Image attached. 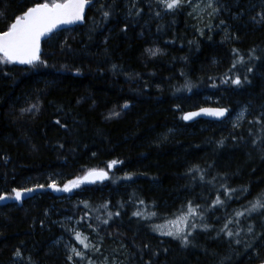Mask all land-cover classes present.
<instances>
[{
  "label": "trees",
  "instance_id": "trees-1",
  "mask_svg": "<svg viewBox=\"0 0 264 264\" xmlns=\"http://www.w3.org/2000/svg\"><path fill=\"white\" fill-rule=\"evenodd\" d=\"M219 1L229 6L221 18L225 26L203 35L194 28L186 7L173 14L155 3L150 10V0H137L141 15L129 17L126 6L131 0H117L115 15L103 21L97 4L86 11L82 25L43 42L41 59L46 67L0 65V195H13V188L45 185L24 194L20 202H0V264H68L53 245L61 236L73 241L67 231L52 225L64 218L80 221L78 230L93 243L100 237L88 225L96 227L103 237L101 252L112 253L119 263L140 264L138 249L145 243L157 252L158 264H259L264 258V244L245 252L243 244L230 248L196 230L189 238H195L196 246L182 248L150 228L176 219L181 210L187 212L189 201L201 205L196 211L202 214L215 200L217 189L226 199L220 177L228 187L248 191L228 200L218 216L228 218L236 210L243 211L264 193L260 151L264 130L246 123L264 107V26L250 19L260 10L261 0ZM23 4L32 6L34 0H0V12L9 18L0 20V30L20 14ZM148 49L159 52L153 57ZM233 49L253 67V73L239 64L229 71L237 59ZM252 49L261 59H248ZM225 74L247 75L250 83L239 88L222 83ZM202 107H225L230 113L221 122L182 121L185 113ZM245 107L250 111L234 133L232 117ZM249 128L253 136H248ZM241 132L245 139L234 140L233 135ZM221 140L224 146L218 147ZM114 160L117 163L109 170L107 165ZM192 168L199 171L189 174ZM93 169L108 172V180L82 185L69 196H55L47 187L53 181L62 186ZM117 211L120 215L108 225L96 219H107L108 212ZM136 211L156 216L144 220L133 216ZM210 215L205 214L203 222L189 220L203 227ZM246 219L241 218V228L246 229ZM211 224L210 235L215 236L223 224L215 217ZM241 239H247L244 232ZM144 255L147 260L150 253L145 250Z\"/></svg>",
  "mask_w": 264,
  "mask_h": 264
},
{
  "label": "snow or ice",
  "instance_id": "snow-or-ice-1",
  "mask_svg": "<svg viewBox=\"0 0 264 264\" xmlns=\"http://www.w3.org/2000/svg\"><path fill=\"white\" fill-rule=\"evenodd\" d=\"M152 3H155L158 7H160L164 12L168 13H177L181 9L187 7H192V0H150L149 8L151 10ZM97 12L102 18L103 21H107L116 13L117 0H111L110 3H105L104 0H51V2L41 3L39 0H34V4L29 6L27 4H23L21 6L20 14H15L11 17L10 22L8 23L6 29L0 30V65H10V64H19V65H27L30 68H36L38 65H44L45 61L41 59V40L42 38H48L50 34L54 33L60 26L62 25H73L77 23H84L86 20L85 10H91L96 7ZM127 7V16H140L141 9L137 3V0H131L130 6ZM195 8H199L200 5L197 4L194 6ZM228 4L220 3L219 0H207L206 8L210 9L211 15L213 18L218 16L222 10L228 9ZM256 5L253 4L252 8H255ZM133 9H136L135 13H133ZM161 13L159 11L156 12V16L159 17ZM191 15V13H190ZM240 16L244 15L243 12L239 13ZM8 16L0 12V20H7ZM233 19H238L237 16H233ZM251 21L256 26H264V0H261L260 10L255 13V15L250 16ZM224 19H220V25H224ZM211 29V25H209ZM226 36L228 35L227 29H224ZM122 31H126L122 29ZM203 35V32H201ZM233 39H238L237 36H232ZM151 56H156L159 52V49H148L147 50ZM255 49H252L248 54L249 60H258L261 57L253 55L255 53ZM234 56L237 57L236 60L233 61L231 69H236L237 65H245L247 73H253V67L250 65H246L244 58L240 55L238 50L233 49ZM115 67V65H113ZM221 82L228 84L231 83L236 87H243L244 83H250L249 77L245 75L243 78L239 76L228 77ZM213 87L216 85L213 84ZM188 90L191 91V87H188ZM35 108L36 106L33 105ZM124 108L128 107V104L123 105ZM38 110V109H37ZM23 111H31V109H24ZM250 109L248 107L243 108L237 115L235 121L232 123V128L234 133L239 132L243 127V123L245 121V113L249 112ZM230 110L225 107H202L199 111H192L185 113L181 119L184 121H191L195 117L199 116H209L214 117L218 120L225 118L229 115ZM115 115H119V113H114ZM57 124H60L61 127H64L63 124L59 120L56 121ZM247 124L259 125L261 126V130H264V107H262L259 111V114L254 116L253 119L247 120ZM248 136H253V131L251 128L247 129ZM233 139L244 140V134L241 132L237 137L233 135ZM252 146L257 147V139H252ZM224 141L221 140L218 142V147H223ZM260 151L264 153V138L260 139ZM261 159H264V155L261 156ZM5 163L7 160L5 159ZM117 163V161H111L107 168L111 170L113 166ZM199 171L198 168H192L189 170V174L193 172ZM125 179H131L130 176H125ZM108 179V172L103 169L100 170H90L84 176L77 177L74 180H69L67 183L63 185V187H58L56 182L53 181L47 185L48 188L52 189L56 192H70L73 189L79 188L83 184L87 183H95L97 180L103 181ZM201 181L204 180V177H200ZM216 179V177H213ZM222 181L220 187L223 189L222 195L226 199H221L220 190L217 189V196L215 200L202 209V214H198L196 209L200 208L201 205L196 204L192 206V201H189V206L187 208V212H183L181 210V214L176 217V219L169 220L165 225H151L150 228L152 231L156 232L161 236H166L171 238L174 241H177L182 248H187L189 246L195 247L194 239H189L193 237V233L196 230L200 232L209 234L207 236L208 239L212 240H221L224 243H227L231 248L233 245H241L243 244L244 251L247 252L249 249H254L258 247L260 244H264V193H260L254 198L252 201H249V205L244 207L243 211L236 210L234 214L230 215L228 218H224L216 215L217 211L224 207L228 200L238 199L240 195V191L247 192L248 189H242L238 191L235 188H230L226 185L225 178L220 177ZM211 183V181H208ZM45 185L39 184L36 188H23L22 190H18L16 188L12 189L13 195L5 196L0 195V202L14 199L17 202H20L22 196L26 193H32L37 189H43ZM141 204L144 201H140ZM84 207L88 208L89 205L87 202L84 203ZM102 207L107 208V205H103ZM211 213L210 216L207 217L209 223H205L203 227H200L197 223H190L189 218H198L200 221H204L206 216L205 214ZM48 213L45 212V215ZM120 212L117 211L115 213L108 212L107 219L101 220L99 216L96 217L97 220L100 221L102 225H108L109 220L113 218V216H119ZM133 216H136L140 219L149 220L152 217L156 216L155 212L150 213L145 216L140 211L133 212ZM215 217L217 222H222L223 226L216 232L215 236H211L210 233L213 230L214 225L211 224L212 218ZM247 218L244 222L247 224L246 229L240 227L241 218ZM87 213L84 215V220L87 222ZM250 219L252 221H256V223L247 222ZM76 223H80V221H76ZM235 223L237 227L232 229L229 225ZM41 226H43V221H41ZM63 226V225H62ZM89 228L92 229L93 233L99 238L96 243H93L89 236L83 235L80 231L74 232V239L78 244L82 246L83 251L78 250L75 247L67 246L69 248L70 254L66 256V260L68 264H81V262L87 259V264H95V261L91 259L87 255V253L91 252L93 256L97 253H101V247L103 245V237L100 236V233L96 227L89 224ZM186 229H188L186 231ZM241 232H244V235L247 239H241ZM135 246V245H134ZM123 244H121V248H123ZM145 250H147L150 255L147 260H145ZM235 250V249H234ZM140 254V264H158L156 260L157 252L151 249V246L147 243L143 245L142 248L138 249ZM15 258L21 257V251L19 249L16 250L14 254ZM227 259H231V257H227ZM31 264V261L29 262ZM103 264H109L107 258L103 261ZM111 264H117L116 261H111ZM120 264H124V262H120ZM135 264V262H134ZM259 264H264V258L259 259Z\"/></svg>",
  "mask_w": 264,
  "mask_h": 264
},
{
  "label": "rangeland",
  "instance_id": "rangeland-1",
  "mask_svg": "<svg viewBox=\"0 0 264 264\" xmlns=\"http://www.w3.org/2000/svg\"><path fill=\"white\" fill-rule=\"evenodd\" d=\"M197 4L200 5L199 8H195L194 7ZM206 4H207V0H192V5L193 6L192 7H187L186 6L188 14H189V16L191 18V22L194 24V26H195L194 28L199 33H201V32H206L207 33V32H209L211 30H214V29L216 31L220 32L221 28L225 26V24L224 25H220V19L223 18V13H226V11L222 10L218 16L213 18L211 15H209L211 10L206 8ZM160 10H162V9L160 8ZM190 13H191V15H190ZM209 25H211V29L209 28ZM241 110H239L232 117V121H235L236 115ZM245 115H246V113H245ZM76 178H73L71 180H74ZM63 185L62 186H58V187H63ZM81 186L79 188L73 189L70 192H56V191H53L50 188H49V190L55 196H69L73 192L79 191ZM61 221L64 222V224H60ZM52 225H55L58 228H60V229H62L64 231H67L68 235L72 236L73 241H70L66 237L61 236L53 243L54 247L57 249L58 252H60L62 255H64L65 259H66V256L70 254L69 248L67 246L75 247L78 250L83 251L82 246L79 247V248L76 246L77 241L74 239V232L75 231H79V230H78L77 223L73 219L64 218L63 220H58V221L56 220L55 222L52 223ZM83 235H86V234H83ZM87 255L89 257H91V259H93L95 261V264H103V261L105 260V258L108 259L109 264H111V261H113V260L116 261L117 264H120L119 260L112 253L101 252V253H97L95 256H93L92 253L89 252V253H87ZM81 264H87V259L85 261L81 262Z\"/></svg>",
  "mask_w": 264,
  "mask_h": 264
},
{
  "label": "water",
  "instance_id": "water-1",
  "mask_svg": "<svg viewBox=\"0 0 264 264\" xmlns=\"http://www.w3.org/2000/svg\"><path fill=\"white\" fill-rule=\"evenodd\" d=\"M88 9L86 8V10H85V14H86V11H87ZM83 23H77V24H73V25H62V26H60L54 33H52V34H50V36L48 37V38H42V40H41V53H40V55L42 54V44H43V42H45V41H47V40H49L50 39V37L53 35V34H55V33H58V32H60V31H63V30H67V29H72V28H74V27H76V26H80V25H82ZM11 65H13V66H15V67H23V66H27V65H19V64H11ZM195 111H199V109L198 110H195ZM192 112V111H191ZM228 116V115H227ZM227 116L225 117V118H223V119H221V120H218V119H216V118H214V117H209V116H199V117H195V118H193V120H191V121H184V120H182L185 124H191V123H194V122H196V121H198V120H205V121H210V122H221V121H223V120H225L226 118H227ZM107 180V179H106ZM106 180H103V181H100V180H97L95 183H87V184H83V185H90V184H100V183H104V182H106Z\"/></svg>",
  "mask_w": 264,
  "mask_h": 264
},
{
  "label": "bare ground",
  "instance_id": "bare-ground-1",
  "mask_svg": "<svg viewBox=\"0 0 264 264\" xmlns=\"http://www.w3.org/2000/svg\"><path fill=\"white\" fill-rule=\"evenodd\" d=\"M205 121V120H204ZM108 180V179H107ZM101 184V183H100Z\"/></svg>",
  "mask_w": 264,
  "mask_h": 264
}]
</instances>
